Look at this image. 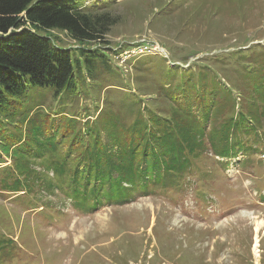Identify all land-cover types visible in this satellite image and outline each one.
<instances>
[{"label": "trees", "instance_id": "trees-1", "mask_svg": "<svg viewBox=\"0 0 264 264\" xmlns=\"http://www.w3.org/2000/svg\"><path fill=\"white\" fill-rule=\"evenodd\" d=\"M116 23L97 4L0 0V145L10 159L0 168L1 192L26 195L36 206L44 203L38 194L58 192L73 209L94 214L136 196L180 192L207 152L227 163L244 154L246 165L262 150L264 47L235 86L207 67H151L147 88L168 104L152 110L123 87L111 89L120 75L101 43ZM54 32L77 47H62ZM135 68L145 72L148 64ZM48 96L58 111L43 109ZM79 100L90 106L73 109ZM15 250L0 233V264Z\"/></svg>", "mask_w": 264, "mask_h": 264}, {"label": "rangeland", "instance_id": "rangeland-1", "mask_svg": "<svg viewBox=\"0 0 264 264\" xmlns=\"http://www.w3.org/2000/svg\"><path fill=\"white\" fill-rule=\"evenodd\" d=\"M75 2L97 4L117 18L104 37L106 45L101 43L111 49L120 75L111 89L123 87L152 110L164 111L168 104L154 88H147L155 73L151 67H207L211 76L235 86L241 68L254 70V57H262L264 0ZM53 35L62 47H77L64 33ZM145 44L151 47L142 52ZM137 62H147L148 70L137 71ZM241 90H235L236 96ZM47 101L44 110L60 109L50 96ZM85 106L89 101L79 100L73 109ZM260 148L246 165L241 163L244 154L227 163L207 152L184 177L180 192L136 196L128 204L104 206L94 214L73 209L58 192L38 194L45 205L36 206L25 200L26 195L0 191V233L10 235L16 245L13 257L1 264H264V147ZM2 153L0 145V168L10 164Z\"/></svg>", "mask_w": 264, "mask_h": 264}, {"label": "built area", "instance_id": "built-area-1", "mask_svg": "<svg viewBox=\"0 0 264 264\" xmlns=\"http://www.w3.org/2000/svg\"><path fill=\"white\" fill-rule=\"evenodd\" d=\"M150 47H151L150 45L145 44L141 50H142V52H144V51H147ZM154 50H156V49H154Z\"/></svg>", "mask_w": 264, "mask_h": 264}, {"label": "bare ground", "instance_id": "bare-ground-1", "mask_svg": "<svg viewBox=\"0 0 264 264\" xmlns=\"http://www.w3.org/2000/svg\"><path fill=\"white\" fill-rule=\"evenodd\" d=\"M256 243H257V240H255V245H256ZM257 246V245H256Z\"/></svg>", "mask_w": 264, "mask_h": 264}]
</instances>
